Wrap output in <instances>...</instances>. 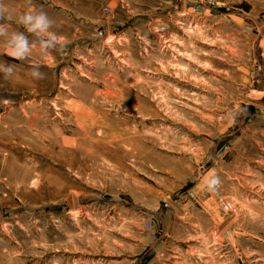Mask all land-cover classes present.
Instances as JSON below:
<instances>
[{
	"label": "rangeland",
	"instance_id": "obj_1",
	"mask_svg": "<svg viewBox=\"0 0 264 264\" xmlns=\"http://www.w3.org/2000/svg\"><path fill=\"white\" fill-rule=\"evenodd\" d=\"M36 2L68 46L0 43V264H264V0Z\"/></svg>",
	"mask_w": 264,
	"mask_h": 264
},
{
	"label": "clouds",
	"instance_id": "obj_2",
	"mask_svg": "<svg viewBox=\"0 0 264 264\" xmlns=\"http://www.w3.org/2000/svg\"><path fill=\"white\" fill-rule=\"evenodd\" d=\"M26 5L29 10L16 13L5 3V0H0V43L6 49V55L15 60L25 61L34 52L46 56L52 51H65L68 41L54 30L56 21L45 11L36 9L33 0H26ZM13 23L24 31L11 30ZM40 67L39 64H33L31 67L30 76L35 80L45 78ZM16 69V64L0 62V74L5 81L15 78ZM221 183L220 176L212 172L202 176L201 183L197 187L201 191L215 193ZM192 194L195 195L194 192Z\"/></svg>",
	"mask_w": 264,
	"mask_h": 264
},
{
	"label": "crops",
	"instance_id": "obj_3",
	"mask_svg": "<svg viewBox=\"0 0 264 264\" xmlns=\"http://www.w3.org/2000/svg\"><path fill=\"white\" fill-rule=\"evenodd\" d=\"M34 3L36 4L37 2H36V0H33V5H34ZM3 48V47H2ZM2 54H6V49L4 48V51H2ZM8 56V55H7ZM1 150H3L2 148H1Z\"/></svg>",
	"mask_w": 264,
	"mask_h": 264
}]
</instances>
